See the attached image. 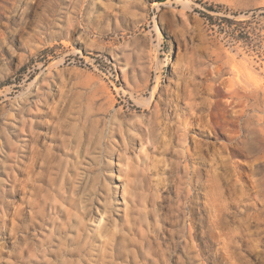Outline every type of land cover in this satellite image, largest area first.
I'll return each instance as SVG.
<instances>
[{"label":"rangeland","instance_id":"1","mask_svg":"<svg viewBox=\"0 0 264 264\" xmlns=\"http://www.w3.org/2000/svg\"><path fill=\"white\" fill-rule=\"evenodd\" d=\"M0 264H264V0H0Z\"/></svg>","mask_w":264,"mask_h":264},{"label":"trees","instance_id":"2","mask_svg":"<svg viewBox=\"0 0 264 264\" xmlns=\"http://www.w3.org/2000/svg\"><path fill=\"white\" fill-rule=\"evenodd\" d=\"M211 19V18H210ZM212 20V19H211ZM223 20H225L227 23H230L231 25L234 24L233 20H229L228 18H223Z\"/></svg>","mask_w":264,"mask_h":264}]
</instances>
